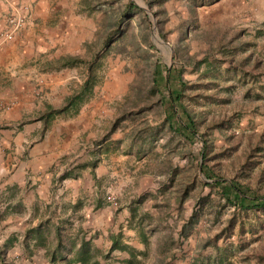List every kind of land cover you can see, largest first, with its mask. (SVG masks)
I'll return each mask as SVG.
<instances>
[{
    "label": "rangeland",
    "instance_id": "1",
    "mask_svg": "<svg viewBox=\"0 0 264 264\" xmlns=\"http://www.w3.org/2000/svg\"><path fill=\"white\" fill-rule=\"evenodd\" d=\"M126 1L76 0L95 31L83 52L70 55L87 59L89 52L100 50L103 32L114 29L110 23ZM130 1L141 11L121 23V37L112 39L113 49L102 57L90 103L82 105L78 115L59 116L51 123L64 138L57 141L63 152L51 157L47 170L56 180L54 190L61 191L60 207L67 204L68 215L78 221L81 206L73 209L70 195L78 192L75 201L81 202L100 196L110 206L112 228L119 230L117 243L133 249L132 264H155L159 259L163 264H189L195 258L206 264L216 253L212 244L218 249L216 259L223 255L221 264H264V211L257 210V216L236 212L205 185L201 137L188 142L170 135L159 125L163 115L157 96L147 92L154 65L164 79L171 66L179 70L185 82L181 102L194 113L199 132L204 130L210 143L206 163L222 179L246 182L264 195V0H161L151 5L149 0ZM76 11L81 15L82 7ZM198 61L202 63L195 68ZM207 61L213 66L206 73ZM74 73L80 78L82 69ZM69 85L73 89L78 84L74 80ZM121 113L123 119L102 141ZM34 117L15 126L22 127L27 149L40 134ZM153 129H158L155 134ZM56 131L50 140L53 147ZM91 148L99 158L92 173L86 167L85 178L61 184L58 175L87 159ZM39 155H19L13 148L12 164L22 160L34 170L25 176L35 182L41 172L34 166ZM132 210V223H141L145 244L139 233L125 228L124 216L131 218ZM65 228L68 233L75 226ZM45 235L51 241L47 230ZM113 250L110 263L124 264L126 251Z\"/></svg>",
    "mask_w": 264,
    "mask_h": 264
},
{
    "label": "crops",
    "instance_id": "2",
    "mask_svg": "<svg viewBox=\"0 0 264 264\" xmlns=\"http://www.w3.org/2000/svg\"><path fill=\"white\" fill-rule=\"evenodd\" d=\"M77 6L82 7V11L78 12L81 15H76ZM15 12L22 16L21 27L8 40H0V156H3L0 162V250L3 251L0 264H57L50 263L44 256L45 247L33 246L30 240L26 241L25 247L22 238L24 231L34 227L40 220L51 216L52 223L59 216L61 207L58 192L61 191L54 190L56 180L47 170L53 162L51 157L54 159L63 152L60 151L63 147L59 149L57 141L63 142L64 138L61 131L51 125L56 117L49 127L40 130L38 141L27 149L22 127L18 129L15 126L27 121L33 113L37 117L46 104L60 107L71 90L69 83L74 80L80 83L82 76H75L76 68H58L54 59L83 52V44L92 39L95 26L84 19L86 9L77 5L76 0H0V32L9 26V20ZM80 45L82 49L78 50ZM34 121L39 127L40 121ZM54 130L57 131L53 147L50 140ZM13 148L15 152L19 151V155L24 151L28 156L40 154L37 156L39 165L34 166H39L41 172L35 182L25 176L28 171L34 170L29 169L22 160L12 164ZM82 177L85 178L84 173ZM71 180L79 178H65L60 183ZM30 188L34 194H29ZM77 194L70 195L71 204L75 202ZM80 206L78 221L72 222L75 226L73 232L67 233L68 228L64 227L63 238L67 240L69 235L73 237L79 228L85 238L94 236L93 246L104 253L119 235V230L112 228L109 221L113 218L110 206L95 198L82 201ZM63 213L68 215L66 209ZM124 217L125 228L136 232L130 226L129 217ZM48 233L51 241H46L45 246L54 244L52 230ZM80 234H77L78 238ZM109 257L110 254L105 260L98 258L99 263L111 264ZM126 257L127 253L123 261ZM114 264L118 263L115 261Z\"/></svg>",
    "mask_w": 264,
    "mask_h": 264
},
{
    "label": "trees",
    "instance_id": "3",
    "mask_svg": "<svg viewBox=\"0 0 264 264\" xmlns=\"http://www.w3.org/2000/svg\"><path fill=\"white\" fill-rule=\"evenodd\" d=\"M161 0H149L147 4L151 5L152 2H160ZM196 1V0H191ZM141 11L135 4L130 0H127L122 9L119 11V17L113 20L110 25L114 26V29L108 32V29H105L103 35L101 36V46L100 50L97 52H89L87 54V59L73 56L70 54H65L60 56L55 60L58 68H81L82 69V80L80 83L73 89L70 90L64 98L63 104L60 107H53L50 105H44L43 110L39 112V115L34 118V120L40 121V130H45L49 127L51 121L59 116L72 117L75 116L81 106L86 103L92 96L94 88L99 83L98 70L101 67V61L104 54L109 53L113 49V42L115 39L121 37L120 25L124 20H127L134 16L136 12ZM153 13H156L154 11ZM160 21V20H158ZM162 37V35H160ZM163 38V37H162ZM114 39V40H112ZM85 45V43L83 44ZM200 61L194 62L193 66L198 68ZM213 66L210 62H206L205 72H209ZM253 68L257 69V62L253 63ZM264 74V65L262 69ZM261 73V74H262ZM259 74V73H258ZM257 74V75H258ZM251 78H257L256 74H250ZM185 86V82L182 81L181 73L179 70H176L174 66H171L167 71V76L164 79L158 67L154 65V68L150 76V85L147 88V92L150 95H156L158 99V104L161 105L163 118L159 125L164 126L166 131L172 136H179L185 139L188 142L197 140V137H201L203 141L202 147L200 149L202 162L200 164V172L202 176L208 180L205 182V185H208L213 189L226 205L231 206L236 212L246 213L251 212L254 215H258L257 210L264 211V195L258 194L254 189H252L248 183L241 182L235 179L226 181L222 179L214 170L206 163V153L210 145L208 139L204 136L206 135L204 130L199 132L198 122L193 112L189 111L184 104L181 102V93ZM160 107V106H159ZM125 114H119L113 119L110 123L108 130L103 134L102 141L107 137L108 134L112 133L116 128L117 122L120 119H123ZM211 125L206 124V129ZM158 129H153L155 134ZM97 147V146H96ZM90 152L86 153L88 156L82 162L72 164L71 166L65 168L57 177L60 181L62 179H77L81 176L82 170L88 167V171L92 173L96 163L99 161L97 154L94 149H88ZM186 190V189H184ZM183 195V189L181 191ZM180 195V199L183 198ZM101 199L100 196L96 198V201ZM81 204L80 200H76L71 207L77 209ZM66 208L63 206L59 212V216L51 223V216L40 220L34 227L27 228L23 234V243L27 247L26 241L30 240L33 242V246L45 247L43 250L44 256L48 259L50 263L57 264H100L98 258L105 260L108 258L109 253L117 248L125 250L127 257L124 259V264H132V259L135 257L133 249L126 246L120 245L117 243L118 240H113L110 244L108 250L104 253H101L100 250L95 248L91 244L90 237L85 238L81 229L78 228L76 234H73V237L69 235L66 239L63 238V228L65 225H71L73 220L70 218V215H66L63 211ZM133 210L130 212V226L136 230L140 235V241L142 244L146 243V239L143 233H140V222L132 223L133 220ZM192 220V216H191ZM231 220L227 221L230 223ZM50 227V228H49ZM47 232L52 230V239L53 245L45 246ZM140 230V231H139ZM139 231V232H138ZM222 231V230H221ZM80 234V237H77V234ZM219 235V234H218ZM9 241V240H8ZM7 241V242H8ZM214 251L217 246L212 244ZM216 253H214L212 261L207 262L206 264H221L222 254H219V257L216 259ZM3 251L0 250V259L2 258ZM226 255H224L225 257ZM206 262V261H205ZM155 264H163V261L159 259ZM189 264H202L201 261L196 258L193 259Z\"/></svg>",
    "mask_w": 264,
    "mask_h": 264
},
{
    "label": "built area",
    "instance_id": "4",
    "mask_svg": "<svg viewBox=\"0 0 264 264\" xmlns=\"http://www.w3.org/2000/svg\"><path fill=\"white\" fill-rule=\"evenodd\" d=\"M23 23L22 16L19 12H15L9 20V26L0 32V40H8L14 31L18 30Z\"/></svg>",
    "mask_w": 264,
    "mask_h": 264
},
{
    "label": "water",
    "instance_id": "5",
    "mask_svg": "<svg viewBox=\"0 0 264 264\" xmlns=\"http://www.w3.org/2000/svg\"><path fill=\"white\" fill-rule=\"evenodd\" d=\"M143 8V7H142ZM145 9V8H144ZM169 68V66H167V69Z\"/></svg>",
    "mask_w": 264,
    "mask_h": 264
}]
</instances>
